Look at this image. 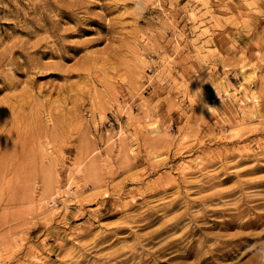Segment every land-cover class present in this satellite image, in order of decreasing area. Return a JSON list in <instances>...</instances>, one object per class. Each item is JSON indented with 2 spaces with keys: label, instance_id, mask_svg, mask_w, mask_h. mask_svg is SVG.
I'll return each mask as SVG.
<instances>
[{
  "label": "rangeland",
  "instance_id": "obj_1",
  "mask_svg": "<svg viewBox=\"0 0 264 264\" xmlns=\"http://www.w3.org/2000/svg\"><path fill=\"white\" fill-rule=\"evenodd\" d=\"M0 264H264V0H0Z\"/></svg>",
  "mask_w": 264,
  "mask_h": 264
},
{
  "label": "bare ground",
  "instance_id": "obj_2",
  "mask_svg": "<svg viewBox=\"0 0 264 264\" xmlns=\"http://www.w3.org/2000/svg\"><path fill=\"white\" fill-rule=\"evenodd\" d=\"M206 108L208 110L213 108V104L212 103H207ZM250 221H245V222H239L238 224H240V226H246L249 225ZM230 247H232V251L237 250L236 248H234V245H231Z\"/></svg>",
  "mask_w": 264,
  "mask_h": 264
},
{
  "label": "clouds",
  "instance_id": "obj_3",
  "mask_svg": "<svg viewBox=\"0 0 264 264\" xmlns=\"http://www.w3.org/2000/svg\"><path fill=\"white\" fill-rule=\"evenodd\" d=\"M139 6V5H138Z\"/></svg>",
  "mask_w": 264,
  "mask_h": 264
}]
</instances>
